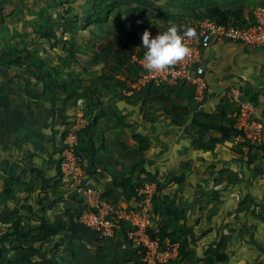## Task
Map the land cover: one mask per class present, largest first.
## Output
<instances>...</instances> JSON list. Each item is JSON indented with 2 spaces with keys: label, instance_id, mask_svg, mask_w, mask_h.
<instances>
[{
  "label": "crops",
  "instance_id": "crops-1",
  "mask_svg": "<svg viewBox=\"0 0 264 264\" xmlns=\"http://www.w3.org/2000/svg\"><path fill=\"white\" fill-rule=\"evenodd\" d=\"M247 1L251 3L254 0ZM224 5L226 1L219 0V6L226 9ZM107 22L90 26L99 27ZM121 39L130 44L128 39ZM223 42L214 43L210 48ZM108 47L109 56L111 55L109 60H112V64L107 65L109 68H91L77 74L83 77L87 85L97 88L99 96L94 112L99 120L92 131L94 144L84 147L86 162L91 163L87 170L88 184L107 194L114 205L128 206L131 204L128 187L143 181L156 182L159 187L155 214L160 209L158 217L165 225L171 224L172 217L176 218V222L186 225L184 232L190 242L188 251L193 257L192 261L196 259L201 262L213 257V264H264V178L261 157H255L258 154L255 152H251L254 154L251 157L238 151L236 136L222 141L221 132H197L191 121L192 116L199 111L218 123L228 124L220 121L223 117L230 116L221 103L223 99L229 100L226 92L233 86L241 91L243 99L255 104L256 116L264 124V48L250 50L245 47L251 53L241 55L232 68L223 66L219 59L214 58L210 48L205 50L202 63L210 87L207 103L194 112L191 99L183 94L173 97L176 104L194 108L186 123L179 126L172 123L177 117L173 115L174 112L167 115L162 110L152 108L153 116L148 117L146 107L140 101L130 103L122 93L119 94L115 83L123 71L115 65L120 60L117 53L123 52V45L116 37ZM128 47L124 45L126 51ZM130 55L133 63L134 52ZM61 70L65 71L64 68ZM88 74L93 83L89 82V76H84ZM227 74L230 75L224 76ZM64 76H67L65 72ZM35 87L39 98L30 100L33 112L26 108L27 113H43L47 121L40 127L32 150H26L29 142L20 140L12 133L7 148H0V155L6 153V157L1 158L0 167L5 159L17 162L24 168L18 174L26 182L32 180L33 167L41 168L51 179L50 184L53 186L61 179L57 175L56 147L62 145L63 134L73 125L77 110H82L85 114L83 107L86 103L81 101L73 110L66 111L63 108L59 112V101L57 116L52 118L51 111H46L42 106L37 82ZM27 97L30 99L28 95ZM10 125L16 128L20 124L12 122ZM215 139L217 141L213 142ZM239 145L241 147L242 144ZM144 146L146 148L142 149ZM242 149L249 153L245 147ZM177 177L182 179L171 182ZM58 187L59 195H56L52 188L42 190L41 185H34L31 192H18V199L10 200L4 194L5 186L0 173V193L4 200L0 206L16 205V208L25 203L38 217L46 218L48 214L54 217L53 220L46 218L50 222L64 219L69 233L62 240H71L73 235L75 239L80 236V240L86 239L85 232H88V228L78 218V212L82 208L80 198L66 179ZM51 202L54 207H49ZM54 212H58L59 216ZM0 215L5 217L9 214ZM33 218L35 221L39 220ZM218 253L226 254L227 260L217 261ZM67 263L74 264V261Z\"/></svg>",
  "mask_w": 264,
  "mask_h": 264
},
{
  "label": "rangeland",
  "instance_id": "rangeland-1",
  "mask_svg": "<svg viewBox=\"0 0 264 264\" xmlns=\"http://www.w3.org/2000/svg\"><path fill=\"white\" fill-rule=\"evenodd\" d=\"M225 1L226 5L224 6H226V9L220 6L204 8L201 5V0H0V55H8L17 47H28L29 50L33 49L46 57L52 64H56L52 55H50L51 50H57L60 54L68 55L70 45H73L76 59L72 63L70 72L80 74L84 71L87 72V69L91 68L98 70L100 68L102 70L109 68L107 65L112 64V60H109L111 55L109 56L110 48L108 46L118 37L120 44L123 45V52L117 53L120 60L115 66L120 68L123 73L115 84L118 90H121L119 80H125V83L130 80V67L128 66V63H132L130 61V53L134 52V55H136L142 47L141 36L145 29L151 33L155 30L166 29L170 24H175L181 28L183 26L190 27L194 23L211 19L210 16H213L216 12L234 11L237 14H241L245 12L244 10L247 6L251 8L258 3L264 2V0H254L251 3L247 0ZM102 2L111 3L113 7L111 18L104 25L91 27L87 21L94 12L96 5ZM227 8H232V10H227ZM44 30L52 32L53 38L51 42L41 38L40 35ZM121 38H125V41L128 39L127 42H130V44L122 41ZM125 44L127 47L129 46L127 51L124 49ZM209 51L212 52L214 58L219 59L222 65L227 68H232L234 62L241 55L244 56V53H251L243 45L230 41L219 43L210 48ZM64 72L67 74L68 71ZM84 76H89V82L93 83L89 74ZM35 79L36 77L27 71H12L10 68L0 69V148L1 146L7 148V143H10L9 138L14 133L20 140L29 142L26 148L27 151L32 150V144L41 129L40 127L43 126L44 121H47L43 113L34 112L32 115L27 113V109L29 112H33L31 101L34 98L36 100L39 98L35 87L37 80ZM86 80L88 79L86 78ZM167 91L170 90L159 88L155 92H146V94L139 95L140 103L146 107L148 117L153 116L152 108L162 110L163 114L167 115L170 114L166 108L172 110L174 112L173 115L179 116L183 114L182 109L175 108V103H172V100L176 99L172 95L170 96ZM60 101L59 112L63 108H68L63 101V96H61ZM194 102L193 106L195 109L188 107L191 114L192 109L197 112L202 107L195 99ZM221 104L230 116L227 115L220 121L228 123L232 120V116L238 111V108L229 100L223 99ZM71 108L72 106L69 107V109ZM79 112L81 114L82 110H77L78 114ZM200 113L203 112L198 111V114ZM160 115L161 113L158 114V116ZM186 117L188 118V115ZM12 122H19V127L11 126L10 123ZM71 128L72 126L69 127V131ZM19 132H22V134ZM240 143L242 144L241 147L237 143L238 151L241 150L243 154L254 157V154H251V152L254 153L251 147L245 142ZM62 144H64V141ZM244 147L249 153L243 151L242 148ZM8 153L10 154L11 151L8 150ZM4 157H6V153L0 155V161ZM255 157H260V153L255 155ZM38 196L40 195H36V197ZM86 203L87 201L85 200L84 205ZM8 206H0V213L8 215L16 205ZM38 211H40L39 208ZM156 211L157 209H154L153 213L155 214ZM81 212L82 210H79L78 215ZM159 212L155 214L156 216L151 224L155 229L161 231L162 226L165 224L162 219H159ZM164 213L166 214V212ZM54 214H58V212H54ZM46 218L53 220L54 217H50V214H48ZM87 228L88 232H85L87 234L86 239L80 240L82 236L75 239L73 235L71 240L64 239L59 241L64 247L62 253L61 250L53 247V243L49 247L42 249L40 254L35 251L37 247L29 251L22 250L20 253L28 254V252L32 251L34 264H72L67 263V261H74L73 253L84 264H136L146 262L141 249L128 237L127 232L118 230L112 239H105L91 228ZM7 230L8 224H0V236L6 233ZM164 242L172 250H170L171 257L166 262H162V264H206L207 262V258L206 260H201V262L196 259L192 261V256L191 258H183L180 255L181 241L172 243L170 238L165 235ZM15 246L16 243L13 242V238H9L4 244H0V249L3 248L5 251L3 259H0V264H17L20 253L14 250Z\"/></svg>",
  "mask_w": 264,
  "mask_h": 264
},
{
  "label": "trees",
  "instance_id": "trees-1",
  "mask_svg": "<svg viewBox=\"0 0 264 264\" xmlns=\"http://www.w3.org/2000/svg\"><path fill=\"white\" fill-rule=\"evenodd\" d=\"M201 1V5L204 8L211 6H219V0ZM261 4L264 5V2H261ZM251 9L252 7L250 8V6H247V8L244 10L245 12L241 14H237L234 11L216 12V14H214L213 16L211 15L210 17L212 20L218 21H225L229 17L245 19L246 16L250 13ZM112 12L113 7L110 2H102L101 4H97L94 12L89 17L87 23L88 25L103 24L110 19ZM51 33L52 32L50 31L47 32L46 30H44L40 36L43 40L45 39L51 42L53 38V34ZM141 49L142 47L138 50L137 54L141 51ZM50 55H52L53 60L56 62V64H52L50 61H48L46 57L42 56L40 53L35 52L33 49L29 50L28 47H17L8 55H0V68H13L14 70L27 71L33 74L34 77H36L37 85L41 91L42 106L44 109H46V111H51L50 117L52 118H55L57 116L56 108L58 102L61 100V96H63V101L66 104V107H68L64 108V110L66 111L71 110L78 104V102L84 101L86 103L84 111L85 117L87 119V124L81 130L77 131L76 153L83 159L84 166L87 171L89 170L91 163L86 162L87 155L85 153L86 151L84 147L91 146L94 144L92 131L94 130L99 120V118L94 115L95 108L98 104L96 102V99H99L98 90L94 86L87 85L82 76L70 72L72 63L76 59V52L74 50L73 45H70V51L68 55L60 54L57 50H51ZM128 66L130 67L129 71L131 74V78L126 83L125 80H119V83L121 85V90H119V94L122 93V96L127 98L130 103L139 102V95L146 94V92H155L156 89L160 88V86L151 85L150 87H145L141 91H137L133 95H130L131 98L129 96H126L124 91L129 88L130 82L135 80V78L138 77V75L141 73L140 68L134 63L130 62V64L128 63ZM61 68H64L65 71H68L67 76H64V72H62ZM162 88H164V90H170L167 91L170 96L172 95L173 97H175L183 94L186 98L191 99L193 103H195V89L192 86H189L186 82L181 83L172 89H168L167 87ZM56 90H59L60 92ZM172 103H175V100H172ZM71 106L72 108L69 109V107ZM175 108L182 109L183 114L174 118L172 120V123L174 125L181 126L182 124L186 123L188 119L186 115H190L191 112L188 107L176 105V103ZM167 112L171 114L172 110L168 109ZM203 113H196L194 114V116H192L191 119L192 123L196 126L197 132L202 133L209 130L219 131L222 133V141L228 140L230 137L239 134V131L234 127V118H232V120H230L228 124H222L211 119L208 115H206V113ZM69 127L65 130L63 134V139L68 134ZM215 141L217 140H213V142ZM145 148L146 146L142 147V149ZM262 149L264 150V146L262 147ZM57 164V175L61 177V179L58 180L53 186H51V179L44 174V171L41 168L33 167L31 169L32 180L31 182H26L22 178L21 174H18V172L22 169L24 170V168H22V166L17 162H12L9 159H5L0 167L1 178L4 181L5 186L4 194L10 200H16L18 199L19 193L31 192L33 190L34 185H41L42 190L52 188L53 192L56 195H59L58 186L61 181L66 179V175L61 170V161L59 159V154ZM181 179V177L173 178L171 182L180 181ZM145 183L146 181H143L141 183H137L133 187L127 188L130 194L131 202V204L128 205L129 208L138 207L140 201L138 196V190ZM100 194L102 195L103 199L110 201L109 196H107V194H103L101 192ZM80 199L82 201L81 204L84 205L85 199ZM156 199L157 197L154 200L155 209L157 206ZM3 202L4 200L2 194L0 193V203ZM48 205L49 207H54L53 202L49 203ZM80 215L81 214L78 215L79 220ZM33 217H36L39 220L35 221L33 220ZM171 220V224H166L162 226L161 231H158V229L154 231L153 229V231H151V235L153 237H159L163 245H166V243L164 242L165 235L170 238L172 243H179L181 241L180 255L185 259L191 258V255L188 251L190 242L184 232L186 229V225L176 222L175 217H172ZM0 224H8V230L6 231V233L0 236V244H4L5 241L9 238H13V242L16 243L14 250L19 251V253L22 250L29 251L31 249H34V247H37L35 251L39 252L40 254L43 248L49 247L52 243L55 249L61 250L62 244L59 241H61L65 237V235L69 233L64 219H57L50 222L45 217H38L37 214L32 210V208H30L25 203L21 206H17L16 208H14L8 216L3 217L2 215H0ZM123 231H125L126 233L125 228L123 229ZM4 252L5 251L3 248L0 249V259H3ZM31 252H28V254L20 253L17 264H34V256H32L33 253ZM72 256L74 259V264H84V262H82L76 256L75 253H73ZM214 259L215 258L213 257H208L206 264H213ZM216 260L219 262H224L227 260V255L224 253H218L216 255ZM136 264L147 263L143 262Z\"/></svg>",
  "mask_w": 264,
  "mask_h": 264
},
{
  "label": "built area",
  "instance_id": "built-area-1",
  "mask_svg": "<svg viewBox=\"0 0 264 264\" xmlns=\"http://www.w3.org/2000/svg\"><path fill=\"white\" fill-rule=\"evenodd\" d=\"M196 32L194 38L186 42L191 49L190 54L182 61L167 67L164 71L149 72L143 67L145 49L135 55L133 63L140 68V74L131 81L129 88L124 91L126 96L133 95L151 85L174 88L181 83H188L195 89L194 99L205 105L210 87L205 78L206 70L203 66L204 51L212 44L230 41L255 50L264 48V5L252 7L245 19L229 17L225 21L206 19L194 23ZM181 28V27H178ZM160 30L151 32V36L159 34ZM229 101L237 105L238 111L233 115L234 127L239 131L236 135L238 142H245L254 152L260 153L263 162L264 178V124L257 116L254 103L242 98L238 88L230 87L226 92ZM71 130L64 138V144L57 146L56 151L61 161V170L66 180L71 183L75 193L87 201L82 208L80 221L86 227L94 230L105 239H112L118 230L126 229L127 235L135 245L141 249L148 264H162L170 258L168 244L163 245L159 237H153L152 226L154 200L157 196L156 182H146L138 190L139 205L137 208L116 206L102 198L95 187L87 182V171L83 159L76 153L77 131L87 124L84 112H76ZM249 150V149H248Z\"/></svg>",
  "mask_w": 264,
  "mask_h": 264
},
{
  "label": "clouds",
  "instance_id": "clouds-1",
  "mask_svg": "<svg viewBox=\"0 0 264 264\" xmlns=\"http://www.w3.org/2000/svg\"><path fill=\"white\" fill-rule=\"evenodd\" d=\"M195 36L193 28H178L175 24L160 29L154 37L145 29L141 36L142 48L145 49L143 67L149 72H160L182 61L191 51L186 41Z\"/></svg>",
  "mask_w": 264,
  "mask_h": 264
}]
</instances>
